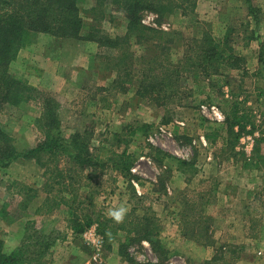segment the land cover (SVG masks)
I'll return each instance as SVG.
<instances>
[{"label": "rangeland", "instance_id": "obj_1", "mask_svg": "<svg viewBox=\"0 0 264 264\" xmlns=\"http://www.w3.org/2000/svg\"><path fill=\"white\" fill-rule=\"evenodd\" d=\"M113 6L86 0L83 32L131 35L128 42L77 45L40 33L33 43L57 47L62 62L37 86L25 76L31 68L14 66L13 74L59 100L61 135L81 133L92 161L77 163L64 150L0 168L7 246L28 242L29 258L44 253L37 264H248L239 260L256 257L264 220V0L145 11L141 22L151 29L131 28ZM207 34L229 35L226 47L239 58L219 73L181 65V80L165 82L171 90L158 84L152 97L138 93L144 75L155 77L152 65L157 72L190 49L196 55ZM155 56L161 62L146 63ZM73 57L80 63L70 64ZM39 102L0 114L20 150L35 147L48 128ZM121 206L128 212L116 223L108 212ZM73 211L78 222L93 219L99 236L74 232Z\"/></svg>", "mask_w": 264, "mask_h": 264}, {"label": "trees", "instance_id": "obj_2", "mask_svg": "<svg viewBox=\"0 0 264 264\" xmlns=\"http://www.w3.org/2000/svg\"><path fill=\"white\" fill-rule=\"evenodd\" d=\"M86 0H0V114L5 110L7 105H20L31 99H39L42 106V116L40 120L45 127L43 139L35 146L26 150H20L13 143L12 137L4 130L0 121V168L10 166L13 162L19 160L22 156L34 157L40 153L57 156L60 152L66 150L72 159L77 163L92 161L89 154L87 143L81 133L73 135L70 141H67L59 130V109L61 104L58 99L50 96L46 92L31 86L28 80L13 74L11 64L17 58L20 50L34 42L35 36L40 33H48L57 38H77L88 39L99 42L100 47L113 46L118 47L121 42L129 41L131 35L117 36L115 38L103 36L96 30L99 36L85 35L84 15L82 14V4ZM196 0H98L101 4L111 3L116 9L124 11L128 20V26L134 29H151L141 22L142 13L145 11L161 13L173 12L177 8L186 7L194 4ZM252 0H248L251 2ZM209 35V36H208ZM206 36V35H205ZM202 39L201 52L191 53L187 51L183 60L176 64L171 60L160 63V71H156V66L152 65L149 71L153 72L154 78L149 74L144 75L139 85V94L144 97H152L151 92L155 90L158 84H163L165 90H171L169 81L173 85L180 81L178 76L179 66H190V69L199 67L209 73L221 72L227 60L238 59L233 53L232 46L226 47L229 35L224 39L217 40L211 34ZM159 57L155 56L147 60V64ZM153 64V63H152ZM213 68V70H211ZM163 70L170 73L163 75ZM176 78L173 74H176ZM34 92V93H33ZM33 94L35 95L33 97ZM164 94H166L164 92ZM33 97V98H32ZM57 125H53V123ZM237 122H234V124ZM233 124V125H234ZM54 128V129H53ZM210 138L209 135H207ZM127 151H124L121 158L125 157ZM86 165V163H84ZM74 215V232H83L89 228L94 220L89 219L84 223L78 222ZM188 235V234H186ZM144 239L151 243L147 234ZM189 236V235H188ZM22 243L16 249L7 247L4 236L0 227V264H37L43 254H37V257L29 258L27 255V245Z\"/></svg>", "mask_w": 264, "mask_h": 264}, {"label": "crops", "instance_id": "obj_3", "mask_svg": "<svg viewBox=\"0 0 264 264\" xmlns=\"http://www.w3.org/2000/svg\"><path fill=\"white\" fill-rule=\"evenodd\" d=\"M42 34H47V33H42ZM76 39H71L68 37V38H63L60 41H62V43H63L66 41H74ZM80 40H86V41H80ZM76 41H77V43H76L77 45L79 44L78 42L85 43L86 45H90V46L95 45V43L92 40H88V39H79ZM96 43L99 44L98 42H96ZM80 45H82V44H80ZM59 46H61V45H59ZM57 49H58L57 47H52L51 49H48L47 47H44L40 44L32 43V44L28 45L27 47L22 48L20 50L17 58L11 64V67H10L11 71L13 73H15V70H14L15 65H20L22 68H24V70L26 72H27V70H30V68H31L32 70H30L28 73H26L25 76H26V78H29L31 80V83L34 82L35 83L34 85L37 86L38 83H40L42 81V78L46 74V72H49L51 70L52 66H54V64L59 65V63L62 62L61 57L59 56V54L57 52L58 51ZM87 56L89 59V54H87ZM69 60L71 61L70 64L75 65V63H77V64L80 63L74 57L70 58ZM88 61L89 60H87L86 63ZM59 68H60V66H59ZM57 73H58V70H57ZM16 224H17V222L12 224V226H15ZM260 227H261L260 232H259L260 233V235H259L260 246L258 247L259 249L256 250V257L254 256V260L253 259L245 260L246 257H241V259L239 260V263L247 262L248 264H260L259 256L264 255V220L262 222H260ZM18 245L14 248H11V247L9 248L8 246L7 247L12 250V249H16L18 247Z\"/></svg>", "mask_w": 264, "mask_h": 264}, {"label": "clouds", "instance_id": "obj_4", "mask_svg": "<svg viewBox=\"0 0 264 264\" xmlns=\"http://www.w3.org/2000/svg\"><path fill=\"white\" fill-rule=\"evenodd\" d=\"M128 212V208L121 206L118 209H110L108 212L109 217H111L116 223H122Z\"/></svg>", "mask_w": 264, "mask_h": 264}, {"label": "built area", "instance_id": "obj_5", "mask_svg": "<svg viewBox=\"0 0 264 264\" xmlns=\"http://www.w3.org/2000/svg\"><path fill=\"white\" fill-rule=\"evenodd\" d=\"M88 229V228H87ZM86 229V230H87ZM92 235H95V236H99V234L97 233V228L95 225H91L89 227V229L85 232V236L89 237V236H92ZM101 239V238H100ZM99 239V241L101 242V240Z\"/></svg>", "mask_w": 264, "mask_h": 264}]
</instances>
